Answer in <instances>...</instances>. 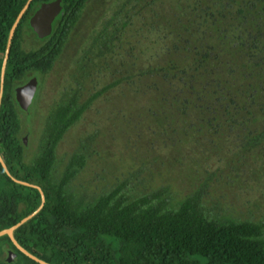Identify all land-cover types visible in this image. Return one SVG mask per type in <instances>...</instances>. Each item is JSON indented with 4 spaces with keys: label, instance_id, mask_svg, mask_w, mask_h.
Segmentation results:
<instances>
[{
    "label": "trees",
    "instance_id": "16d2710c",
    "mask_svg": "<svg viewBox=\"0 0 264 264\" xmlns=\"http://www.w3.org/2000/svg\"><path fill=\"white\" fill-rule=\"evenodd\" d=\"M53 1L31 2L6 65L0 156L10 174L0 162V232L29 219L14 231L16 244L4 235L0 245L7 244L22 264L40 263L16 245L48 264H264L263 226L211 217L200 194L168 209L160 193L130 200L121 194L122 185L84 204L67 190L86 164L80 153L54 181L60 141L99 94L83 104L72 94L57 104L46 117L39 154L25 164L16 88L29 75L53 68L89 2L62 0L52 34L40 39L34 33L42 45L23 51L24 28L33 31L30 19L43 3ZM27 2L0 0V93L10 32ZM129 30L149 39L137 42L128 64L115 54L101 60L105 69L116 66L118 78L105 91L122 85L136 98L144 97L150 123L145 134L161 129V137L172 144L216 139L214 146L233 144L240 158L252 153L264 158V0H125L92 33L86 52L90 63L93 53L101 59L114 52L111 45ZM14 179L42 189V209L41 193Z\"/></svg>",
    "mask_w": 264,
    "mask_h": 264
},
{
    "label": "rangeland",
    "instance_id": "374dc122",
    "mask_svg": "<svg viewBox=\"0 0 264 264\" xmlns=\"http://www.w3.org/2000/svg\"><path fill=\"white\" fill-rule=\"evenodd\" d=\"M123 3L125 0H89L53 68L45 75H29L20 85L34 76L38 80L30 108L27 111L17 108L19 138L27 140L25 164L31 165L39 154L46 117L57 104L72 94L79 96L81 104L99 94L56 150L53 173L56 182L76 153L86 157L84 168L67 188L77 201L92 203L124 185L121 194L130 200L158 192L168 209H177L186 199L200 194L205 212L211 217L259 223L264 228V158L258 153L240 158L233 144L214 146L216 139L212 143L189 140L172 144L161 137V129H156L154 135L145 134L150 123L145 119L148 107L143 104L144 97L136 98L122 85L105 91L118 78L114 72L116 66L105 69L101 60L115 54L128 64L137 42L149 39L148 35L145 38L142 34L132 35L129 30L122 41L116 40L111 45L114 52L101 59L97 58L98 53H93L98 68L90 63L91 53L86 52L90 51L92 33L99 31L104 18ZM41 45L34 32L25 27L22 50L31 52ZM150 52L156 51L150 49ZM208 147H212L210 151ZM10 252L7 244L0 245L2 263H7ZM10 264L22 262L15 255Z\"/></svg>",
    "mask_w": 264,
    "mask_h": 264
},
{
    "label": "water",
    "instance_id": "95a60500",
    "mask_svg": "<svg viewBox=\"0 0 264 264\" xmlns=\"http://www.w3.org/2000/svg\"><path fill=\"white\" fill-rule=\"evenodd\" d=\"M32 1L33 0H28L26 6L24 7V9L19 14V16H18L15 24L13 25L11 32H10L7 50H6V55H5V59L3 62L2 73H1L2 82H1L0 104H1L2 96H3V85H4V80H5L6 65H7V61L9 59V56H10L12 41H13V37L15 34V30H16L21 18L23 17L24 13L26 12V10L31 5ZM62 10H63L62 0H55L53 2L43 3L39 7V9L35 12V14L30 19L31 28L33 29L34 33L37 35L38 38L44 39V38L49 37L52 34L54 22L57 19V17L61 14ZM37 87H38V80L36 78H32L25 85H22V86H19L18 88H16V91H15L16 101L22 110L27 111L30 108V106L33 102L34 96L36 94ZM26 141L27 140L24 139L25 144H26ZM0 162L3 166V168L5 169V171L7 172V174L9 175L10 174L9 170H8L7 166L5 165L1 156H0ZM15 181L19 184H22V185H25L28 187L36 188L41 193L42 204H41L40 209H42L44 204H45V201H46L45 195H44V192L42 191V189L39 186L30 184L27 182L18 181V180H15ZM28 219L29 218H26V219L22 220L16 226H13L12 228L1 231L0 237H2L4 235H8L12 239V241L16 244V242L13 238V233L18 227H20ZM16 246L21 252L30 256L32 259L36 260L40 264H48L44 261H41V260L36 259L35 257L31 256L27 251H25L19 245H16ZM14 256H15V254H12V252H10V256L8 257V261L12 262Z\"/></svg>",
    "mask_w": 264,
    "mask_h": 264
},
{
    "label": "flooded vegetation",
    "instance_id": "af4514ba",
    "mask_svg": "<svg viewBox=\"0 0 264 264\" xmlns=\"http://www.w3.org/2000/svg\"><path fill=\"white\" fill-rule=\"evenodd\" d=\"M16 255V254H15Z\"/></svg>",
    "mask_w": 264,
    "mask_h": 264
}]
</instances>
